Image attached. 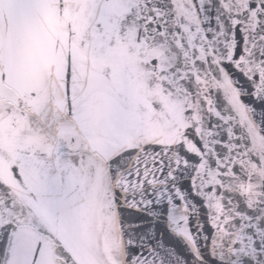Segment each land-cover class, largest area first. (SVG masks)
I'll use <instances>...</instances> for the list:
<instances>
[{
    "label": "snow or ice",
    "instance_id": "obj_1",
    "mask_svg": "<svg viewBox=\"0 0 264 264\" xmlns=\"http://www.w3.org/2000/svg\"><path fill=\"white\" fill-rule=\"evenodd\" d=\"M0 264H264V0H0Z\"/></svg>",
    "mask_w": 264,
    "mask_h": 264
},
{
    "label": "water",
    "instance_id": "obj_2",
    "mask_svg": "<svg viewBox=\"0 0 264 264\" xmlns=\"http://www.w3.org/2000/svg\"><path fill=\"white\" fill-rule=\"evenodd\" d=\"M171 243L177 248L178 251H180V252H182L184 254H187V249L184 246L182 241H180L179 239L173 237L171 239Z\"/></svg>",
    "mask_w": 264,
    "mask_h": 264
}]
</instances>
